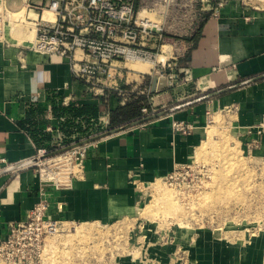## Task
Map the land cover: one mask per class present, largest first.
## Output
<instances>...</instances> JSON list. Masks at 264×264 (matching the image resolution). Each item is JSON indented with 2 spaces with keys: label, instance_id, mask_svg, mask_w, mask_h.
I'll list each match as a JSON object with an SVG mask.
<instances>
[{
  "label": "crops",
  "instance_id": "obj_1",
  "mask_svg": "<svg viewBox=\"0 0 264 264\" xmlns=\"http://www.w3.org/2000/svg\"><path fill=\"white\" fill-rule=\"evenodd\" d=\"M29 3L48 6L47 0L6 1L10 17L6 41L0 42V242L7 238L10 224L25 221L39 202V178L27 167L37 149L60 151L94 143L71 188L48 189L46 216L99 227L137 218L143 192L197 158L209 139L208 114L222 115L244 158L264 160V0H226L204 14L201 29L196 25L188 35L190 41L175 43L169 38L162 52L172 59L174 72L122 64L124 72H135L129 86L121 81L123 90L143 91L150 108L141 120L114 129L111 114L125 106L120 99L87 92L69 58L28 49L37 37L39 20V14L27 8ZM142 3L136 2L139 12ZM75 56L82 58L83 53ZM174 122H188L195 129L184 136L173 131ZM196 239V250L213 244L207 232ZM220 240L214 242L217 251L240 263L236 256L244 252ZM246 247L249 255L256 245ZM156 248L161 249L159 244Z\"/></svg>",
  "mask_w": 264,
  "mask_h": 264
},
{
  "label": "rangeland",
  "instance_id": "obj_2",
  "mask_svg": "<svg viewBox=\"0 0 264 264\" xmlns=\"http://www.w3.org/2000/svg\"><path fill=\"white\" fill-rule=\"evenodd\" d=\"M142 1V16L160 24L167 44L189 38L204 14L225 0ZM221 116L212 115L217 119L208 125L197 164L148 187L137 218L107 227L79 224L51 238L41 264H264V160L241 155ZM203 232L213 244L196 250ZM222 238L244 252L236 256L240 263L217 251L215 239ZM248 243L256 251L246 255Z\"/></svg>",
  "mask_w": 264,
  "mask_h": 264
},
{
  "label": "built area",
  "instance_id": "obj_3",
  "mask_svg": "<svg viewBox=\"0 0 264 264\" xmlns=\"http://www.w3.org/2000/svg\"><path fill=\"white\" fill-rule=\"evenodd\" d=\"M6 1L0 0V42L6 41L9 16ZM225 1L217 3L215 9L222 7ZM47 2V7L27 4L28 9L39 14L37 37L28 49L42 55L69 58L75 78L85 85L90 94L96 97L113 94L123 105L132 95L143 96V91L131 93L123 90L121 81L124 79L126 86H129L135 72H124L122 64L142 63L150 65L153 72L159 69L174 72L172 59L160 55L163 54L165 41L162 27L141 15L136 8L137 0ZM148 44L151 46L148 47ZM77 51L83 53L82 58H76ZM147 112L148 108L142 110L143 114ZM211 116L208 114V125ZM172 128L184 136L195 129L188 122H174ZM257 134L261 136L262 130ZM259 138L254 145L258 146ZM93 144H75L64 152L37 149L27 167L33 169L39 178V202L25 221L10 224L7 238L0 242V264H41L51 238L75 232L78 223L53 220L46 216L50 206L48 189L71 188L83 170ZM1 163L5 164L4 160ZM196 164L193 160L190 164L178 166L165 179L173 180L177 173L191 170Z\"/></svg>",
  "mask_w": 264,
  "mask_h": 264
},
{
  "label": "trees",
  "instance_id": "obj_4",
  "mask_svg": "<svg viewBox=\"0 0 264 264\" xmlns=\"http://www.w3.org/2000/svg\"><path fill=\"white\" fill-rule=\"evenodd\" d=\"M136 8L138 9L137 4ZM201 25L199 30L201 29ZM183 40L190 41L191 39L185 38ZM144 108H150L147 98L144 96L132 95L125 106H121L111 114V127L114 129L141 120L144 118L142 113Z\"/></svg>",
  "mask_w": 264,
  "mask_h": 264
},
{
  "label": "water",
  "instance_id": "obj_5",
  "mask_svg": "<svg viewBox=\"0 0 264 264\" xmlns=\"http://www.w3.org/2000/svg\"><path fill=\"white\" fill-rule=\"evenodd\" d=\"M157 80H158L157 78L154 79L153 92H155V88H156V85H157ZM249 82H252V80H250V81H246V82H243V83L238 84V85H235V86H230V87H228V88H225V89H223V90L217 91V92H215V93H213V94H210V95H206V96H204V97L198 99L196 102H201V101L207 100V99H209V98H213V97L219 96V95H221V94H223V93L229 92V91H231V90H233V89H236V88H238V87H240V86L247 85ZM189 105H190V104H189ZM126 128H128V127H126ZM126 128H125V129H126ZM87 143H89V142H87ZM83 144H85V143H83ZM79 145H81V144H79ZM70 148H71V147L66 148V149H64V150H62V151H60V152H64V151H66V150H68V149H70Z\"/></svg>",
  "mask_w": 264,
  "mask_h": 264
},
{
  "label": "bare ground",
  "instance_id": "obj_6",
  "mask_svg": "<svg viewBox=\"0 0 264 264\" xmlns=\"http://www.w3.org/2000/svg\"><path fill=\"white\" fill-rule=\"evenodd\" d=\"M145 11V10H144ZM19 13V12H18ZM15 15V14H14ZM20 16H23L24 14H23V12L22 13H20L19 14ZM19 16V17H20ZM10 17V16H9ZM23 18V17H22ZM30 33V32H29ZM31 34V33H30ZM33 35V34H32ZM32 39H33V37H32ZM18 40V39H17ZM215 129V128H214ZM210 131H211V129H210ZM212 132H213V130H212ZM211 133V132H210ZM214 134V133H213ZM210 135V137L212 138V136H211V134H209ZM199 150V149H198ZM204 151H206L207 152V150L205 149ZM199 152V151H198ZM200 153H202L203 154V151H201ZM201 154V155H202ZM230 154V153H229ZM201 155H199L200 157H201ZM219 155V154H218ZM232 155V154H231ZM198 157V156H197ZM231 159V158H230ZM154 184V183H153ZM156 188V187H155ZM46 250H48V248L46 249ZM46 253V252H45ZM45 255V254H44ZM43 258H44V256H43Z\"/></svg>",
  "mask_w": 264,
  "mask_h": 264
}]
</instances>
